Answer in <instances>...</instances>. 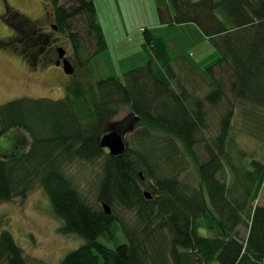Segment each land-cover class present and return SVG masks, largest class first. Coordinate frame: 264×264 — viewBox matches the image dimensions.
<instances>
[{
  "label": "trees",
  "instance_id": "trees-1",
  "mask_svg": "<svg viewBox=\"0 0 264 264\" xmlns=\"http://www.w3.org/2000/svg\"><path fill=\"white\" fill-rule=\"evenodd\" d=\"M52 1L54 25L68 34L75 56L81 34L74 31V22L83 17L96 40L90 58L108 48L97 0H70L68 6ZM217 10L225 13L233 29L218 18ZM157 15L162 25H196L219 54L203 70L212 84L204 100L213 109L228 103L223 110L216 109L219 131L214 139H200L207 128L204 100L191 99L172 84L178 81L174 65L181 60L203 76L185 57L172 59L166 44L145 29L148 61L122 80L114 76L95 83L73 80L63 99L20 98L0 105V139L14 130L31 139L27 149L18 142L10 154L0 151V202L26 199L38 187L45 190L61 222L59 233L85 242L60 264H263L264 204L256 202L264 185V163L258 159L246 163L234 118L241 109L252 137V124L259 127L263 122L264 0H171L157 7ZM81 65L80 61L77 67ZM126 107L141 116L142 128L126 141L122 156H110L98 139ZM201 143L207 156L198 165L204 189L181 178L189 167L187 155L195 157ZM101 160L98 201L103 208L120 206L134 212L133 226L121 222L114 209L107 214L105 208L89 205L69 175V166L77 161ZM228 171L233 174L231 183ZM145 191L151 193L150 200ZM202 220L215 223V229L208 224L215 234L199 233ZM241 226L247 230L245 237ZM120 231L126 243L119 242ZM0 264H27L9 231L0 233Z\"/></svg>",
  "mask_w": 264,
  "mask_h": 264
},
{
  "label": "rangeland",
  "instance_id": "rangeland-1",
  "mask_svg": "<svg viewBox=\"0 0 264 264\" xmlns=\"http://www.w3.org/2000/svg\"><path fill=\"white\" fill-rule=\"evenodd\" d=\"M7 2L15 8V11L10 12L13 23L20 22V17L15 15L16 12H19L26 16L25 20L20 22L24 29L32 31L34 26L31 21H33L38 24L39 34L44 31L48 34L52 32L50 24L47 25L44 18L45 12L54 13L55 7L52 0H7ZM59 3L68 6L71 1L59 0ZM170 3L171 0H97L98 20L104 30L108 45L105 51L90 58L96 50V40L87 31L84 17L80 18L81 20H76L73 28L74 31L81 34V47L78 56L74 54L67 33L57 30L53 34L58 39V44L66 50L69 60L76 68L77 74L73 75H66L62 66L60 68L55 66L58 60L56 45H52V48L43 54L44 66L42 65L38 69L29 66L26 60L30 58L29 55L22 56L11 49L17 42L9 39L14 38L10 27L0 24V39L8 38L9 40H6L3 46L10 48L0 47V105L20 98L63 99L67 95V86L73 80L95 83L113 76L122 80L125 73L144 66L148 61L149 56L144 47L143 32L145 29L166 44L167 52L172 59L185 57L196 65L203 77L189 69L185 61L181 60L182 62L175 63L178 81H173L172 84L177 92H181L178 90V85L185 96L204 100L205 95L212 91V84L203 70L214 63L219 58V54L211 41L196 25H162L159 23L157 7ZM216 15L230 30L234 28L233 23L222 10H217ZM53 21L51 24L55 23ZM38 32L34 34L36 37ZM80 61L82 65L77 67ZM30 62H33L31 58ZM227 105L228 103H224L213 109L204 100L207 128L200 135V139L209 141L218 134L217 115L219 113L216 109L221 111ZM192 108L198 109L194 103ZM261 120L263 122L259 127L252 124L251 128L254 129V137H252L251 131H246L247 126H250L248 125L250 121L245 120L241 109L237 111L234 118L235 136L240 148L247 154L246 163L248 165L252 159H258L264 163V112ZM141 121L140 115L132 108L126 107L112 124L117 123L118 127L119 123L120 126L117 129L121 133L127 131L125 135L127 141L138 129L142 128ZM18 142H21V145L27 149L31 144V139L23 131H11L0 139V151L10 154L16 149ZM183 152L185 153V151ZM194 152L195 157L187 155L189 167L181 175V178L185 183L198 188L203 187L198 165L199 162L202 163L207 159L204 143L199 144ZM102 163V160L94 163L77 161L71 164L68 170L86 202L99 210H104L103 204L98 201ZM232 177V172L228 171V183H231ZM260 195L256 204H264V185ZM109 209L112 212L114 209L121 222L132 226L136 223L134 212L120 206ZM202 221L203 227L199 229V233L204 236L215 234L211 229V227L215 229V223H210L208 220ZM60 227L61 222L54 216L50 200L42 187L30 192L26 199L17 198L11 202H0V233L9 231L13 235L27 264H60L69 252L85 243L79 237L61 235ZM240 231L241 236L245 237L246 228L241 226ZM118 240L120 243H126V237L121 231L118 232ZM100 241L110 248L115 247V243L112 241L103 239ZM165 257L170 262L172 261L169 251L165 252Z\"/></svg>",
  "mask_w": 264,
  "mask_h": 264
},
{
  "label": "flooded vegetation",
  "instance_id": "flooded-vegetation-1",
  "mask_svg": "<svg viewBox=\"0 0 264 264\" xmlns=\"http://www.w3.org/2000/svg\"><path fill=\"white\" fill-rule=\"evenodd\" d=\"M0 24L6 25L7 27H10L12 36L14 38H9L10 41H16L17 44H14L12 46V51H16L17 53L21 54L22 56L29 55V57L32 59V63L30 62V58H27L29 66H34L35 69L40 68V66L43 65L42 56L45 52H48L52 48V45H56V51L59 47H61L58 44V39H56L53 34L57 32L58 28L55 29L53 26L54 24H51V21L54 20V13L52 12H45L44 18L46 20V23L50 24V28L52 32L50 34L46 33L45 31L40 33L38 32V24L31 21L32 25L34 26V29L32 31L24 29L20 22L22 20H25L26 16L23 14H20L19 12H16L15 15L20 17V22L18 24H15L12 22L11 14L10 12L15 11V8L11 7L7 0H0ZM54 22V21H53ZM40 29V26H39ZM36 32H38L37 37L34 35ZM8 38L6 40H9ZM6 40L0 39V47L5 45ZM40 43L44 44V46H41L38 48V45ZM2 48L10 49L8 47L3 46ZM65 56L68 58L67 54ZM69 59V58H68ZM58 61V60H57ZM57 61L55 63V66L59 67L61 65H57ZM44 66V65H43ZM63 68V66H62Z\"/></svg>",
  "mask_w": 264,
  "mask_h": 264
},
{
  "label": "water",
  "instance_id": "water-1",
  "mask_svg": "<svg viewBox=\"0 0 264 264\" xmlns=\"http://www.w3.org/2000/svg\"><path fill=\"white\" fill-rule=\"evenodd\" d=\"M55 29H57V26H53ZM58 52V61L57 65L63 66V71L66 75H73L74 74V67L71 63V61L65 56L66 50L63 47H59L57 49ZM127 132V131H126ZM126 132H120L119 129H117V123L112 124V127L107 131L106 134L103 136L99 137V144L102 149H108L109 150V155L110 156H117L120 157L122 156L127 148L128 144L126 142ZM142 175V173H140ZM145 196L147 199H151L152 195L150 192L145 191L144 192ZM104 208L107 211V214L111 213V210L109 209L108 206H104Z\"/></svg>",
  "mask_w": 264,
  "mask_h": 264
}]
</instances>
